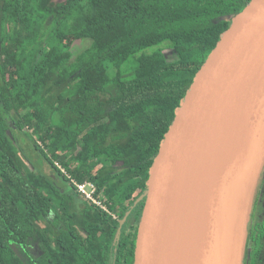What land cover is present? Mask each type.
<instances>
[{"label": "trees", "instance_id": "trees-1", "mask_svg": "<svg viewBox=\"0 0 264 264\" xmlns=\"http://www.w3.org/2000/svg\"><path fill=\"white\" fill-rule=\"evenodd\" d=\"M250 2L0 0V264H134L145 199L134 204L163 138L222 33ZM79 15L101 43L75 55L63 44L77 40L65 27ZM16 131L55 174L24 168ZM72 180L95 184L110 213ZM243 264H264V177Z\"/></svg>", "mask_w": 264, "mask_h": 264}, {"label": "water", "instance_id": "water-1", "mask_svg": "<svg viewBox=\"0 0 264 264\" xmlns=\"http://www.w3.org/2000/svg\"><path fill=\"white\" fill-rule=\"evenodd\" d=\"M263 170L264 0H251L222 33L163 138L134 204L145 199L134 264H243Z\"/></svg>", "mask_w": 264, "mask_h": 264}, {"label": "rangeland", "instance_id": "rangeland-1", "mask_svg": "<svg viewBox=\"0 0 264 264\" xmlns=\"http://www.w3.org/2000/svg\"><path fill=\"white\" fill-rule=\"evenodd\" d=\"M54 1L58 2V1H63V0H54ZM82 4H83V8L82 7L80 8L83 9L84 13H87L88 12V1H83ZM79 16L72 17L69 21V24L65 27L66 29L65 33L71 36H75L77 34L76 35L77 40H72L70 44L65 43L68 41V40L67 41L65 40L63 44V49H66L67 46H69L72 48V51L75 55L79 54L80 52L84 51L85 49L89 48L92 45H100L101 43V39L100 37H98V34L96 33V31L92 28H86L85 23L83 21L84 17L81 16L80 18ZM218 33L219 31L215 33V37L218 35ZM154 49L156 48L148 49L147 52L150 53ZM165 52L169 57H171V51L169 49H167ZM140 54L141 53L136 54L135 57L130 60V64L123 67V73L125 74V76L129 75L125 73L127 67L134 64L135 60L139 57ZM110 75L114 76V71L110 70ZM15 136L17 137L16 139L17 142L14 141V143L16 142L15 144L18 149L20 148L22 149L20 150L21 151L20 153L21 161L23 163L24 168L27 171H32L35 169V170H41L44 174H48V175L53 174V173L55 174L54 169L44 159V157L39 153V151L32 146L30 139L25 137L24 133L16 131ZM263 177H264V172L262 173L261 180L263 179ZM261 180H260V183H261ZM57 182L60 184V181L58 179H57ZM61 189L65 192L69 191L67 186H63L61 187Z\"/></svg>", "mask_w": 264, "mask_h": 264}, {"label": "built area", "instance_id": "built-area-1", "mask_svg": "<svg viewBox=\"0 0 264 264\" xmlns=\"http://www.w3.org/2000/svg\"><path fill=\"white\" fill-rule=\"evenodd\" d=\"M59 169L67 175V171L64 169L62 165L59 163H56ZM73 184L77 187V190L79 193H81L82 196H84L87 200L91 201L101 209L105 210L106 212L110 213L107 206L103 203L102 199L98 195V189L97 186L91 182H84L79 183L75 180H72ZM101 199V200H100ZM112 214V213H111ZM114 218H116L114 216Z\"/></svg>", "mask_w": 264, "mask_h": 264}, {"label": "flooded vegetation", "instance_id": "flooded-vegetation-1", "mask_svg": "<svg viewBox=\"0 0 264 264\" xmlns=\"http://www.w3.org/2000/svg\"><path fill=\"white\" fill-rule=\"evenodd\" d=\"M256 195H257V191H256ZM256 195H255V199H256ZM255 202V200H254ZM252 215H253V210H252ZM252 215H251V219H252ZM250 224H251V220H250ZM250 224H249V229H250Z\"/></svg>", "mask_w": 264, "mask_h": 264}]
</instances>
